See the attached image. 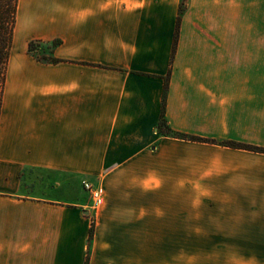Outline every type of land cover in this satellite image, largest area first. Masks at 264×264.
I'll return each mask as SVG.
<instances>
[{"label": "crops", "instance_id": "obj_1", "mask_svg": "<svg viewBox=\"0 0 264 264\" xmlns=\"http://www.w3.org/2000/svg\"><path fill=\"white\" fill-rule=\"evenodd\" d=\"M180 1L17 0L0 264H264V0Z\"/></svg>", "mask_w": 264, "mask_h": 264}, {"label": "trees", "instance_id": "obj_2", "mask_svg": "<svg viewBox=\"0 0 264 264\" xmlns=\"http://www.w3.org/2000/svg\"><path fill=\"white\" fill-rule=\"evenodd\" d=\"M184 1L185 0L180 1V6L178 8V16L176 18V25H175L174 38H173V47L175 44L179 15L183 10ZM16 5H17V0H0V102H1V95L3 90L5 69H6V64L12 42V32L15 22ZM34 45H35V41L28 42L27 52L31 53L33 51ZM54 45L55 44L53 42L49 45L50 48L48 55L46 56L41 55L40 57H35V58L42 61L44 60L52 61L53 58H51L49 54L51 53V48ZM157 129L160 133L167 134V128L165 126L162 112L160 115V121L158 123ZM244 149H249L251 151L264 154V149L253 148V147H245ZM90 238H91V227L88 232V241L90 240Z\"/></svg>", "mask_w": 264, "mask_h": 264}, {"label": "built area", "instance_id": "obj_3", "mask_svg": "<svg viewBox=\"0 0 264 264\" xmlns=\"http://www.w3.org/2000/svg\"><path fill=\"white\" fill-rule=\"evenodd\" d=\"M82 187L85 192L89 195V205L88 208L91 211L97 210L102 204V191L99 187H92L88 183H83Z\"/></svg>", "mask_w": 264, "mask_h": 264}, {"label": "rangeland", "instance_id": "obj_4", "mask_svg": "<svg viewBox=\"0 0 264 264\" xmlns=\"http://www.w3.org/2000/svg\"><path fill=\"white\" fill-rule=\"evenodd\" d=\"M49 45L46 43H41V42H35V45L33 47V51L29 53L33 57H40L41 55H48L49 52ZM200 249L198 248V256ZM180 264H189V259H188V252L187 251H182V257L180 259Z\"/></svg>", "mask_w": 264, "mask_h": 264}]
</instances>
